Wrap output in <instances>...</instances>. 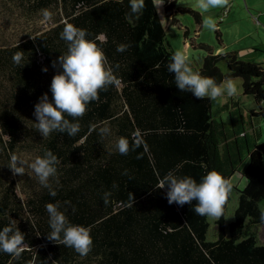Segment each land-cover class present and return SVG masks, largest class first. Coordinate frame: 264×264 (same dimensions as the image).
<instances>
[{
	"label": "trees",
	"instance_id": "trees-1",
	"mask_svg": "<svg viewBox=\"0 0 264 264\" xmlns=\"http://www.w3.org/2000/svg\"><path fill=\"white\" fill-rule=\"evenodd\" d=\"M165 1L166 24L155 0H145L138 18L130 15L129 0H34L32 6L41 13L55 7L60 18H45L40 26L28 25L21 16L0 20L10 33L25 31L9 43L0 33V229L14 220L26 246L18 260L0 252V264H264V240L259 237L264 225V131L253 127L255 115L264 120V65L242 59L236 50L216 53L207 45L198 69L217 84L241 78L243 95H252L257 105L248 113L240 100L231 99L228 107L216 110L217 100L182 92L167 67L175 52L167 27L183 9L176 0ZM184 10L201 19L197 10ZM221 16L220 21L225 18ZM66 22L86 30V39L104 52L107 66L121 83L100 91L99 100L88 104L83 117L66 116L80 124L76 136L52 132L45 138L35 127L34 108L45 93L52 102L51 81L62 72L53 61L68 48L61 36L64 46L54 38ZM119 44L130 47L117 52ZM18 51L24 55L23 67L12 60ZM222 60L227 72L219 65ZM221 110L229 113V123ZM105 125L111 135L102 138L98 130ZM136 130L143 134L148 151L141 147L120 154L116 141L126 137L131 143ZM46 150L60 161L59 184L50 178L54 197L27 166L23 176H14L7 166L12 154L31 163ZM138 152H144L143 158H136ZM211 170L233 185L226 219L197 215L196 201L169 204L167 186L155 187L170 171L199 183ZM235 171L247 179L243 189L231 181ZM105 192H111L107 204ZM129 192L135 197L132 207ZM50 202L59 204L71 224L90 230L93 245L87 256L47 238L51 229L45 205Z\"/></svg>",
	"mask_w": 264,
	"mask_h": 264
},
{
	"label": "clouds",
	"instance_id": "clouds-1",
	"mask_svg": "<svg viewBox=\"0 0 264 264\" xmlns=\"http://www.w3.org/2000/svg\"><path fill=\"white\" fill-rule=\"evenodd\" d=\"M117 2H123V0H117ZM176 2L185 5L187 0H176ZM163 3L164 0H159L156 6L160 9ZM228 3L229 0H197L198 7L204 12L210 8L226 6ZM144 7L145 0H129L130 15L138 18ZM44 16L48 19L50 13L45 12ZM203 26L213 31L217 27L215 20L211 17L204 19ZM86 35V30L68 22L65 23L61 32V38L66 41L68 48L66 54H61L58 60L53 61V66L58 64L62 72H58L52 78L50 86L52 102L45 93L34 108L37 122L35 127L45 138L52 132L67 133L69 137L76 136L80 131V124L73 120L83 117L88 104L99 100L100 91L107 90L109 86H119L121 83L112 68L107 66L104 52L94 41L86 39ZM128 47H130L128 44H119L116 51L124 52ZM23 59V52L18 51L12 56L13 62L21 67L24 66L21 63ZM167 67L168 71L174 74L178 88L182 92H190L197 99L217 100L224 96L225 92L229 97L238 95L237 85L232 79L217 84L213 78L194 72L188 55L182 50H176L171 55ZM43 71L46 72L47 68L45 67ZM66 116L72 117L73 120L67 119ZM98 134L102 138L109 136L111 129L107 125L99 127ZM115 147L122 155H127L130 151H136L141 147L144 152L148 151V145L140 130L132 133L131 143L126 137L118 138ZM144 152H138L136 158H143ZM59 163L57 156L51 150H46L43 156H37L31 163L12 154L7 166L14 176H23L27 166L35 173L40 185L47 188L49 195L54 197L57 192L50 183V178H55L56 184H59L57 177ZM123 174L127 175V170ZM165 186L168 189L166 198L169 204L176 203L183 206L196 201L193 211L199 216L216 221H219L221 217L225 218V206L233 191L232 183L215 170L208 171L199 183L190 176L178 177L170 171L158 181L155 187L162 189ZM113 187L117 185L114 184ZM110 195L111 192L104 193L103 199L106 204ZM134 200V194L129 192L128 207L134 205ZM45 208L51 229L47 238L57 244L73 248L81 256H87L93 245L90 230L83 225L71 224L64 212L59 210L58 203H47ZM261 220H264V210L261 211ZM15 225L16 222L13 220L8 226L0 229V252L7 253L18 260L26 250V246L24 234Z\"/></svg>",
	"mask_w": 264,
	"mask_h": 264
},
{
	"label": "crops",
	"instance_id": "crops-1",
	"mask_svg": "<svg viewBox=\"0 0 264 264\" xmlns=\"http://www.w3.org/2000/svg\"><path fill=\"white\" fill-rule=\"evenodd\" d=\"M34 0H0V20H11L21 16V19H26L25 21L29 25L36 24L39 25L45 20L44 13H41L39 8H35L32 5ZM166 2L164 0L163 5L160 9L157 7L158 13L163 23L166 24ZM159 0H155L157 5ZM264 0H229V13L220 21L221 13L223 9L228 6L210 8L207 12L202 11L197 4V0H187L186 4H177L178 7L183 9V11H178L176 14L175 23L167 27V37L170 44L176 50H182L186 52L190 59V63L194 61L202 60V58L207 54L206 46L209 45L205 41L197 43L195 36L200 37L203 29L204 17H211L216 22L217 37L219 45L214 46L209 45L216 53H222L230 50L240 51L242 49L262 51L264 50ZM252 5V7H251ZM55 8V7H54ZM50 12V20H58L60 18V13L57 10ZM198 9L201 14V22L194 21L192 14L184 9ZM52 9V7L50 8ZM56 18V19H55ZM7 26V25H6ZM3 23L1 22L0 33L6 37V42H13L19 40L16 38L25 33L24 30H18L11 33L8 29L3 28ZM32 28V25H31ZM30 28V30H31ZM28 32V31H27ZM26 32V33H27ZM61 32L56 35L55 43L64 46L65 43L59 38ZM237 35V36H236ZM230 36V37H229ZM249 37V38H248ZM211 41H209L210 43ZM211 44V43H210ZM261 46V47H260ZM264 58V56H263ZM260 62V61H259ZM263 63V61H261ZM0 83H3L0 81ZM231 99L224 102L223 107H228ZM246 115V113L244 112Z\"/></svg>",
	"mask_w": 264,
	"mask_h": 264
},
{
	"label": "rangeland",
	"instance_id": "rangeland-1",
	"mask_svg": "<svg viewBox=\"0 0 264 264\" xmlns=\"http://www.w3.org/2000/svg\"><path fill=\"white\" fill-rule=\"evenodd\" d=\"M264 6V4H263ZM252 7V5H251ZM188 9V8H187ZM191 9V8H189ZM193 10H197L198 9H193ZM189 11V10H186ZM194 21L196 22V17L192 14ZM201 17V14H200ZM205 19V17H204ZM201 22V19L198 21ZM202 34L200 35V37L195 36L197 43H200L202 41H205L206 43H208L209 45H214L217 46L219 45V39L218 37H220L221 35L218 34L217 37V31H213V30H208L206 28L203 27L202 29ZM237 36V35H236ZM230 37V36H229ZM249 38V37H248ZM209 41H211L209 43ZM261 47V46H260ZM264 50V48H262ZM186 53V52H185ZM239 55L241 56L242 59L244 60H249V61H263V65H264V52L262 51H256V50H248V49H242L239 51ZM203 65V61L199 60V61H194L193 63H190V66L192 67L194 72L198 73V69ZM221 69L223 72H227L228 69V64L226 61L222 60L219 63ZM228 79H232L238 88V95L235 96L236 100H240V104L242 105V108L244 109V111H246L247 113L250 112L249 110L257 108L256 105V101L254 99V97L252 95H243L242 91H243V85H242V79L237 77V78H228ZM227 79L223 80L222 83H224ZM221 83V84H222ZM234 97V96H233ZM230 97L227 96V93L225 92L224 96L220 97L217 99V104L215 105L216 110L218 109V107H223L224 102H226L227 100H229ZM221 117L223 118V120H225L226 122H230V116L229 113L227 112V110H221L220 112ZM253 127L256 129V131H264V120L262 117H260L259 115H255L253 117ZM261 140H264V136L262 135ZM260 140V141H261ZM231 181L239 188L243 189L246 184H247V179L243 176V174L239 171H235L232 176H231ZM237 194H235L236 196ZM234 203V200L231 201L228 204V209L230 210L232 208V205ZM262 206L264 207V199L261 201ZM215 231V226L212 225L211 226V233ZM259 237L260 239L264 240V225H262V227H260L259 229Z\"/></svg>",
	"mask_w": 264,
	"mask_h": 264
},
{
	"label": "built area",
	"instance_id": "built-area-1",
	"mask_svg": "<svg viewBox=\"0 0 264 264\" xmlns=\"http://www.w3.org/2000/svg\"><path fill=\"white\" fill-rule=\"evenodd\" d=\"M227 12H228V7H226V8L224 9V12H223V14H222V16H221L222 19L225 17V15H226Z\"/></svg>",
	"mask_w": 264,
	"mask_h": 264
}]
</instances>
